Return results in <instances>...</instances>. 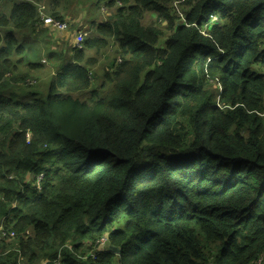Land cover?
Wrapping results in <instances>:
<instances>
[{
	"label": "trees",
	"instance_id": "obj_1",
	"mask_svg": "<svg viewBox=\"0 0 264 264\" xmlns=\"http://www.w3.org/2000/svg\"><path fill=\"white\" fill-rule=\"evenodd\" d=\"M99 2L45 73L0 2V264H264V0Z\"/></svg>",
	"mask_w": 264,
	"mask_h": 264
},
{
	"label": "rangeland",
	"instance_id": "obj_2",
	"mask_svg": "<svg viewBox=\"0 0 264 264\" xmlns=\"http://www.w3.org/2000/svg\"><path fill=\"white\" fill-rule=\"evenodd\" d=\"M31 2H37L38 3V7L41 10L42 13V17L40 19V21H44L45 19H48L49 22L48 25L50 27H55L54 24L57 22L60 23H67L68 24V28L65 29V32L68 31H77L79 26L78 23H76L75 21L77 20L78 22L82 23L83 26L81 27V31L79 30L76 34H75V43H71L69 41V39L66 40H60V38L56 35V34H49V32H45L43 34V29L40 28L39 31L37 30V36L35 39L32 38V36H28L25 38V43L26 45H33V47H35V45L39 44V46L37 48H39V52L43 53V63L46 65L45 69H44V73L45 72H51L54 71L55 68L54 66L60 62H62L60 60L61 55H56L54 54L53 57L51 58V61L49 60L47 54L50 51H61L64 50L65 54L69 53L71 51V49L76 45H81L83 39H84V35L83 33H87L88 35H93L92 32H90V26L97 23L99 20V18L104 17V19H106L111 13H112V9L108 8L106 9V11H104V3H100L99 0H29ZM176 10L178 11L179 14L184 15V9L178 7L176 8ZM48 12H52L53 14H55V16H58L59 13L63 12L64 14L68 15L70 18H73L74 22H75V27L72 28V23L70 21H63V18L58 16L56 18V20H53L51 18L48 17ZM51 16V15H50ZM215 17L217 18L215 15L211 16V23H213L212 18ZM156 21L154 19V17L151 14H148L146 16L145 19V24H149L151 22ZM45 23H43V25H45ZM209 26V25H208ZM207 26V27H208ZM55 31L61 32L62 30H59L55 27ZM87 35V36H88ZM30 37V38H29ZM61 43V44H60ZM164 39L161 41L160 46L163 47L164 46ZM53 46H56L57 49H52ZM105 64H108V59L107 60H102L101 61V65L100 67L96 70V72L94 73V78H97L98 76H100L104 71H105ZM48 68V69H47ZM47 84L45 83H40L38 82L36 86L34 87H28V92L32 93L35 91H39V92H44L47 89ZM214 86L220 88L218 85L214 84ZM36 89V90H35ZM76 97L81 98L82 100H88L90 99V94L87 95H82V96H78L75 95ZM78 98V99H79ZM80 99V100H81Z\"/></svg>",
	"mask_w": 264,
	"mask_h": 264
},
{
	"label": "crops",
	"instance_id": "obj_3",
	"mask_svg": "<svg viewBox=\"0 0 264 264\" xmlns=\"http://www.w3.org/2000/svg\"><path fill=\"white\" fill-rule=\"evenodd\" d=\"M34 3H37V2H34ZM58 16L62 17L63 18V21L64 20L70 21L72 23V28L75 27V22L78 23V26H79L78 30L77 31H75V30L74 31H68V32H58V31H55V27H50L48 25V23H46L45 25H42L41 26V28L43 29V34L45 32H49V34H53V35L56 34L60 38V40L69 39V41L74 44L75 43V37L74 36L81 29V27L83 26V24L80 23V22H78L77 20L74 22L73 18H70L68 15L64 14L63 12L59 13ZM58 16H55V14H53L52 12H48V17L51 18V19H53V20H56V18ZM104 20H105L104 17H103V19L101 17V18H99V20H97L98 21L97 23H101ZM85 34H87V33H83V35H85ZM52 49H57V47L56 46H53ZM53 52H56V51H53Z\"/></svg>",
	"mask_w": 264,
	"mask_h": 264
},
{
	"label": "built area",
	"instance_id": "obj_4",
	"mask_svg": "<svg viewBox=\"0 0 264 264\" xmlns=\"http://www.w3.org/2000/svg\"><path fill=\"white\" fill-rule=\"evenodd\" d=\"M5 1H8V0H0V2H5ZM17 1H23V0H17ZM119 5H121L119 2H118ZM106 11V10H104ZM218 19L213 17L212 18V21L215 22L217 21ZM54 26L59 29V30H65L68 28V24L67 23H60V22H57L54 24ZM42 178V179H41ZM42 180H43V177H39L37 179V184H36V187L40 190L41 189V183H42ZM100 241H107V236H104ZM104 250V249H103ZM93 257V256H92ZM95 258V257H94ZM47 264V263H46ZM53 264H57V262L53 263Z\"/></svg>",
	"mask_w": 264,
	"mask_h": 264
},
{
	"label": "water",
	"instance_id": "obj_5",
	"mask_svg": "<svg viewBox=\"0 0 264 264\" xmlns=\"http://www.w3.org/2000/svg\"><path fill=\"white\" fill-rule=\"evenodd\" d=\"M24 1V0H23ZM109 250L110 251H112V252H116L118 255L120 254V252H121V250L120 249H118V248H115V247H113V246H111V247H109Z\"/></svg>",
	"mask_w": 264,
	"mask_h": 264
},
{
	"label": "bare ground",
	"instance_id": "obj_6",
	"mask_svg": "<svg viewBox=\"0 0 264 264\" xmlns=\"http://www.w3.org/2000/svg\"><path fill=\"white\" fill-rule=\"evenodd\" d=\"M61 32H65V31L62 30ZM41 177H42V176H41ZM41 179H42V178H41ZM98 245H100V247H102V249H103V248L106 247V241H104V242H103V241H99V242H98Z\"/></svg>",
	"mask_w": 264,
	"mask_h": 264
},
{
	"label": "clouds",
	"instance_id": "obj_7",
	"mask_svg": "<svg viewBox=\"0 0 264 264\" xmlns=\"http://www.w3.org/2000/svg\"><path fill=\"white\" fill-rule=\"evenodd\" d=\"M118 2H119V1H118ZM119 3L121 4V2H119ZM117 4H118V3H117ZM106 9H108V8H106V7L104 6V10H106ZM104 10H103V13H104ZM111 14H112V13H111ZM111 14H110L109 16H111ZM109 16H108V17H109ZM108 17H107V18H108ZM107 18H106V19H107ZM106 19H105V20H106ZM105 20H104V21H105ZM104 21H102V22H104ZM77 46H79V45L76 44L74 47H77Z\"/></svg>",
	"mask_w": 264,
	"mask_h": 264
}]
</instances>
